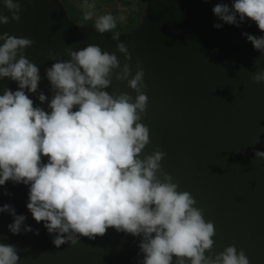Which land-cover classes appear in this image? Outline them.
I'll return each mask as SVG.
<instances>
[{
  "label": "clouds",
  "instance_id": "9594fccd",
  "mask_svg": "<svg viewBox=\"0 0 264 264\" xmlns=\"http://www.w3.org/2000/svg\"><path fill=\"white\" fill-rule=\"evenodd\" d=\"M84 7L94 5L84 0ZM0 8L11 14L0 11V25L19 22L27 10L20 0H0ZM212 11L223 22L215 23L216 29L240 27L250 19L264 32V0L221 2ZM93 15L86 10L84 19ZM116 24L111 13L98 16L94 24L96 32L112 33L115 52L96 44L68 47L65 60L50 49L53 63L43 77L26 56L34 41L0 34V81L9 78L18 85V90L5 87L0 92V187L9 181L28 186L26 207L36 222H43L56 248L76 246L82 237L94 240L114 228L140 238L139 264H250L235 245L206 255L214 247V223L205 220L192 194L181 191L163 170L164 151L144 155L150 144V130L142 123L148 108L145 72L137 61L132 74V54L113 33ZM242 35L264 55V35ZM117 52L124 57L122 67ZM113 78L127 81L135 97L110 94ZM42 79L50 83L51 98L44 91L36 95ZM252 79L264 83V69ZM254 155L264 159V151ZM4 213L13 217L7 226L13 235L40 234L13 205L0 206ZM20 260L15 245L0 242V264Z\"/></svg>",
  "mask_w": 264,
  "mask_h": 264
},
{
  "label": "water",
  "instance_id": "95a60500",
  "mask_svg": "<svg viewBox=\"0 0 264 264\" xmlns=\"http://www.w3.org/2000/svg\"><path fill=\"white\" fill-rule=\"evenodd\" d=\"M221 2L231 5L232 0H147L136 29L113 33L132 54V74L137 61L145 72L148 108L142 123L150 130V144L144 155L157 148L164 151L163 170L181 191L192 194L205 220L214 223V247L206 255L235 245L250 264H264V159L254 155L264 151V83L252 79L264 69V55L242 35L264 32L250 19L240 27L224 24L216 29L213 25L223 22L212 8ZM20 3L27 9L21 20L0 25V34L34 41L26 56L42 77L53 63L50 49L65 60L68 47L96 44L109 53L116 51L112 33L77 24L61 0ZM117 55L122 67L124 57ZM5 87L18 90L9 78L0 81V92ZM39 91L51 98L47 79L41 80L36 95ZM107 91L136 95L127 81L115 78ZM29 97L39 104L36 96ZM28 191V186L11 181L0 187V206L13 205L40 233L13 235L7 228L13 217L0 214V242L15 245L20 264H139L143 258L140 238L114 228L94 240L82 237L76 246L56 248L43 222H36L26 207Z\"/></svg>",
  "mask_w": 264,
  "mask_h": 264
},
{
  "label": "rangeland",
  "instance_id": "374dc122",
  "mask_svg": "<svg viewBox=\"0 0 264 264\" xmlns=\"http://www.w3.org/2000/svg\"><path fill=\"white\" fill-rule=\"evenodd\" d=\"M74 1H75V4L77 5V7L84 13V10H83L84 0H74ZM92 1L94 2V0H89V3L91 4ZM134 9H136V8H134V6L127 7V5L121 6V8H119V9L110 8V7L107 8V6H106V8L104 10L100 9L101 10L100 12H101V15H103L105 13H111L117 20L116 27L120 26L122 28L123 32H130V31H133L134 29H136L140 25L142 15H143L145 8H143V11L142 10L140 11V15L136 16V19H134V21H131L133 16L136 14ZM98 16H100V15H98ZM98 16H96L92 19L95 21V19ZM120 17H124V19L121 20Z\"/></svg>",
  "mask_w": 264,
  "mask_h": 264
},
{
  "label": "crops",
  "instance_id": "0c3cea01",
  "mask_svg": "<svg viewBox=\"0 0 264 264\" xmlns=\"http://www.w3.org/2000/svg\"><path fill=\"white\" fill-rule=\"evenodd\" d=\"M141 2V3H140ZM92 5H94V7L92 9H86L83 5V10L84 12L86 10H91L94 15H93V18L98 16V15H101V10H104L107 6L110 7V8H115V9H119L121 8V6H125L127 5V7H131V6H134V9L136 14L133 16V18L131 19V21H134V19H136V16H139L140 15V11L143 9V6L145 4V0H94V2L92 1L91 3ZM101 10H100V9Z\"/></svg>",
  "mask_w": 264,
  "mask_h": 264
},
{
  "label": "trees",
  "instance_id": "16d2710c",
  "mask_svg": "<svg viewBox=\"0 0 264 264\" xmlns=\"http://www.w3.org/2000/svg\"><path fill=\"white\" fill-rule=\"evenodd\" d=\"M62 3L64 4L69 17L76 22L77 24L84 26V27H88V28H92L95 29L94 24L95 21L93 19H89V20H85L84 19V13L77 7V5L75 4L74 0H61ZM146 1L145 0V5H146ZM143 11V9H142ZM113 32H118V33H128V32H123L122 28L120 26H117L115 29H113Z\"/></svg>",
  "mask_w": 264,
  "mask_h": 264
}]
</instances>
